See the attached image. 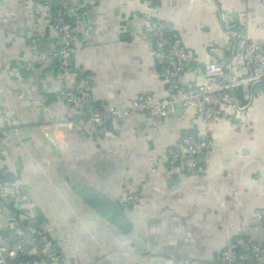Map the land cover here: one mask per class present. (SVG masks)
Masks as SVG:
<instances>
[{
  "label": "crops",
  "instance_id": "obj_1",
  "mask_svg": "<svg viewBox=\"0 0 264 264\" xmlns=\"http://www.w3.org/2000/svg\"><path fill=\"white\" fill-rule=\"evenodd\" d=\"M155 1L156 17L186 46L184 86L201 78L210 59L235 60L238 35L264 40V0ZM68 2L88 12L76 26L72 68L61 80L45 74L56 62L57 36L49 26L46 33L50 19L42 7L0 0V182L20 186L57 255L74 264H214L228 241L244 247L248 238L262 240L256 212L264 208L263 84L245 65L231 75L229 94L247 106L236 120L214 123L206 173L164 156L202 126L189 107L178 105L160 121L131 116L111 135L54 126L79 118L64 97L78 75L90 80V99L101 106H125L142 93L168 95L146 37L153 17L143 0ZM84 183L126 213L127 232L84 201L77 192ZM129 190L139 193V205L120 202ZM256 264H264V254Z\"/></svg>",
  "mask_w": 264,
  "mask_h": 264
},
{
  "label": "built area",
  "instance_id": "obj_2",
  "mask_svg": "<svg viewBox=\"0 0 264 264\" xmlns=\"http://www.w3.org/2000/svg\"><path fill=\"white\" fill-rule=\"evenodd\" d=\"M40 5L48 15L49 28L57 36L56 62L46 75L64 80L72 68L76 52V26L88 12L86 6L74 7L68 0H29ZM150 9V24L146 37L153 41V56L158 63L160 76L167 82L168 95L162 98L151 93L134 97L127 105H97L92 103L90 80L78 75L72 88L64 92L69 109L78 117L54 120L53 125L68 131L79 124L81 135H111L113 127L134 115H145L152 121H160L174 113L178 105L189 107L202 121L197 133L189 132L165 151L171 160L180 159L187 171L206 173L205 155L210 146L208 135L218 118L237 119L247 105H241L229 94L239 66H247L251 79L264 86V40L237 36L238 52L235 60L223 63L210 59L203 66L201 78L192 86L181 84V78L189 64V55L181 37L162 20L156 17L158 6L155 0H143ZM37 15V14H36ZM38 16V15H37ZM244 17H242V21ZM13 120V125L18 126ZM1 128V124H0ZM154 172V166L149 167ZM122 204L139 205L140 195L129 190L120 201ZM18 209L13 211L12 206ZM258 219L264 222V208L257 210ZM46 223L38 219L29 207L20 186L13 182H0V264H74L59 257L46 238ZM264 254V232L260 241L248 238L244 247L228 241L214 264H256ZM143 264H148L143 263Z\"/></svg>",
  "mask_w": 264,
  "mask_h": 264
},
{
  "label": "water",
  "instance_id": "obj_3",
  "mask_svg": "<svg viewBox=\"0 0 264 264\" xmlns=\"http://www.w3.org/2000/svg\"><path fill=\"white\" fill-rule=\"evenodd\" d=\"M227 23L221 20V27L226 29ZM46 33H48V25L45 27ZM231 30L236 31V27H232ZM78 194L86 201L90 206L97 210L100 214L106 216L108 220L118 226L123 231L127 232L131 227V220L128 218L117 203L107 198L104 193L97 189H93L88 184L84 183L77 189ZM12 206V203L10 204ZM13 211L18 213V209L12 206ZM46 238L52 243L53 240L46 236ZM57 250L58 248L55 247Z\"/></svg>",
  "mask_w": 264,
  "mask_h": 264
}]
</instances>
